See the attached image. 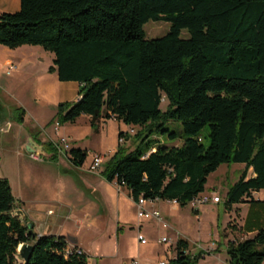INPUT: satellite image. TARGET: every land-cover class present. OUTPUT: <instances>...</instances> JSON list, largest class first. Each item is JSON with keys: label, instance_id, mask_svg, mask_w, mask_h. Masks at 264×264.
I'll use <instances>...</instances> for the list:
<instances>
[{"label": "trees", "instance_id": "16d2710c", "mask_svg": "<svg viewBox=\"0 0 264 264\" xmlns=\"http://www.w3.org/2000/svg\"><path fill=\"white\" fill-rule=\"evenodd\" d=\"M148 20L169 28L148 37ZM0 44H39L54 54L49 71L79 82V97L59 101L48 124L87 115L92 127L100 118L140 127L118 139L144 147L118 143L99 174L126 187L133 201L143 196L184 207L221 164L244 167L227 188L226 209L257 201L251 193L264 189V0H19L18 9L0 12ZM24 113L16 108L17 122ZM170 122L182 126L180 145L172 144L177 133ZM205 126L208 145L199 137ZM41 144V158L56 161L55 144ZM85 158V149H70L76 167ZM15 203L0 176V264H17L18 246L30 240L27 264H88L85 253L66 256L63 235L32 238L28 223L12 213ZM188 247L179 238L170 264H197L200 254ZM226 253L229 264H263L264 228L228 241Z\"/></svg>", "mask_w": 264, "mask_h": 264}, {"label": "rangeland", "instance_id": "374dc122", "mask_svg": "<svg viewBox=\"0 0 264 264\" xmlns=\"http://www.w3.org/2000/svg\"><path fill=\"white\" fill-rule=\"evenodd\" d=\"M11 5L12 2L9 0H0V12L18 9L19 2L16 7H11ZM143 27L146 36L155 37L168 30L169 22L148 20ZM182 34L187 35V32L183 30ZM13 56L28 60L30 63L27 66H32L30 68L34 67L37 71L45 66L54 54L39 44H22L18 46ZM31 76L32 74L26 73L23 69L20 72H17V69L10 73L5 71L0 75V99H2L4 110L8 114L11 111L13 116L16 106L21 105L26 108L28 117L33 119L34 124H44L54 114L55 107L43 97L39 96L38 99H35ZM65 83L63 90L65 99H74L80 86L75 80ZM166 103L167 99L163 97L160 103L162 110H164ZM30 111L33 115L29 114ZM86 116H79L74 123L61 124L66 126L65 130L60 129L57 132L50 129L54 125L48 126L47 123L46 130L52 134L48 135L43 132L40 136L43 141L51 140V138L57 140L58 135L66 133L68 138H71L69 139L71 140V147L74 145L86 147V158L80 167L70 163L68 154L61 161L62 165L44 158L33 160L26 150L25 144L21 147L16 140L10 141V134H12L14 127L12 131L7 133L0 132V173L11 181L13 194L25 202V204L20 201L15 203L12 213L25 223L32 222V229L37 235H42V232L51 233L55 231V227L58 226L57 223L61 220L59 214L63 215L64 223L60 222V225L64 226L63 232L78 235L79 240L90 248L91 252L88 254L91 264H122L120 256L123 258L131 257L130 261L133 259L141 262L142 260L145 264L157 263V259L166 252L170 253V256H174L175 250L170 248V243L175 244L174 234L176 231L189 240L192 251L198 252L200 247L207 250L208 247H213V251L205 252L204 257L197 260V264H226V261L223 260L228 255L222 248L227 243V239L236 237V231L234 230L235 225L232 226V221L226 220L221 211L225 208V190L238 179L244 168L243 165L239 163L221 164L216 171L209 174L206 192L215 191L216 193L210 199L213 200L214 196H218L220 198L219 204L212 205L207 202L202 204L197 211L196 208L199 207L197 203L189 202L184 207L174 209L172 205L175 204L166 200H157L155 206L170 226L165 228L161 222L152 218L138 220L133 200L126 194V187L122 189V186L115 181L111 182V187H107L108 183L100 177L101 183L96 184L98 191H91L90 188L81 183L79 175L95 176L100 174L104 168L103 164L98 173L88 172L85 168L91 163L94 154H105L104 161H106L115 151L118 143L132 149L144 147V143L137 139L126 141L124 135L118 139L119 132L131 136L140 127L100 118L98 120L100 128L98 129V126L92 127L90 125L91 117ZM167 126L177 133L172 144H182L185 134L180 123L170 122ZM207 134L208 127L205 126L199 132V137L205 145L209 143ZM152 138H156V136L149 137V139ZM8 145L14 148L13 152L11 149L10 151L6 149ZM60 171L62 177L58 179L57 174ZM75 186L80 189L75 191ZM115 190L118 192L121 190L119 206L121 205L120 209L125 213L124 221L119 223L116 220ZM58 191H64L67 198L66 205L59 204L60 208L53 209L51 215H47L46 219L40 221V226L36 229L32 220L35 211L30 205H37L34 201L51 200ZM262 195L264 196V189H261L258 196ZM177 206L179 207V205ZM235 212L234 209L233 213ZM139 234L145 238L146 243L138 242ZM163 235H166L168 242L159 241ZM28 243H32V240ZM138 252H140L141 260L138 258ZM16 259L17 264H22L17 256Z\"/></svg>", "mask_w": 264, "mask_h": 264}, {"label": "crops", "instance_id": "0c3cea01", "mask_svg": "<svg viewBox=\"0 0 264 264\" xmlns=\"http://www.w3.org/2000/svg\"><path fill=\"white\" fill-rule=\"evenodd\" d=\"M9 1L12 2L11 7H16L18 2H19V0H9ZM19 46H21V45H19ZM17 49H18V46L12 48V47H8V46H6L4 44H0V55H1L0 56V75L5 73V71H6V73H8L7 70H6V64L8 62H13L14 64H16V67H15L14 70L17 69V72H20L23 69V70L26 71V73L32 74L31 81H32V85H33L32 89L34 91L33 95L36 97L35 99H38L39 96L45 98L47 101H49V104H51L53 107H55V111H54V114H52V116L46 122H44V124H39V123H37V124L35 123L34 124L32 122L33 119H30L28 117V112H27L26 108L21 106V105L16 106V108L22 107L23 110L25 111L24 115L22 116L23 120L20 123V122H17V116L15 115L16 114V108H15V113L13 114V116H12V112L11 111L8 114V112H6L4 110V106L2 104L3 102L1 101L2 99H0V132L7 133L8 131H12V128L14 127L12 134H10V139H11L10 141H12V140L15 141L16 140L17 143L21 147H22L23 144H25V148H26V146H27V144L29 142L28 140H29V138H31L32 141L34 142V146L29 148V149L26 148V150L29 153L31 151H38L39 153H42L43 150H42L41 142H47V141L41 140L40 136L43 134V132H46L48 135L52 134V133H48V131L46 130V124L49 123V121L55 115L56 106H57L58 102L59 101H63V100H75V99H77L79 97V95H78V92H77V95L75 96L74 99H65V95L63 93L64 85L66 84L65 82L72 81V80H59L55 71H49L48 70V67L52 64L53 57H51V60L48 61V63L45 66L39 68L36 71V69L34 67L30 68L32 66H27L30 63L28 60L23 59V58H17L16 56H13L14 52ZM4 55H5V57H4ZM76 83H77L78 86H80L78 81H76ZM0 97H1V95H0ZM29 114L33 115L32 111H30ZM86 117H88V116H86ZM106 120H114V119H106ZM54 124L50 123V124H47V125L48 126L49 125L53 126ZM65 127H66L65 125H61V126L58 125V130H60V129L65 130L64 129ZM99 128H100V125L98 124V129ZM50 129L53 131L54 130V126L50 127ZM59 136H65V137L68 138L66 133H63V135H58V137ZM69 139H71V138L69 137ZM72 139H73V137H72ZM23 140H24V142H23ZM48 141H52L54 144L56 142V140L53 139V138H51V140H48ZM73 147L86 149V147H79V146H76V145H74ZM6 149L8 151H10V149H11V152L14 151V148L12 146H9V145L6 147ZM64 158H65L64 156L58 154L57 160L53 161V162L57 163V164L60 163V165H62L61 161H63ZM33 160H36V159H33ZM248 175L249 176L252 175L251 169L248 170ZM0 176L1 177H5L1 173H0ZM57 177H58V179H60L62 177L61 176V171H60L59 174H57ZM100 177L101 176L99 174H97L95 176H87V175H84V174L83 175H79V179H80L81 183L85 187L90 188L91 191H96L98 189V187H96V184L97 183L98 184L101 183ZM5 178H7V177H5ZM9 182H10V185H11V188H12L11 181L9 180ZM107 183H108L107 187H111L112 183L111 182H107ZM123 188H124V186H122V189ZM77 189H80V188L75 186L74 190L76 191ZM120 191L119 192L116 191V203H117L116 204V208H117L116 209L117 210L116 220L118 221V223L124 221V216H125V213L122 212V210L120 209L121 205L119 206L120 201H121V198L119 196ZM226 191H227V189L225 190V193H226ZM260 191L261 190L253 191L251 193L252 198L254 200H257V201L250 202L249 199H245L246 201H244L242 203L233 204L232 207L229 210H226L225 208H223V210L221 211L222 212L221 213L222 216L226 217V220L232 221V226L235 225L234 226L235 227L234 230L236 231V237H232L229 240L227 239L226 242L231 241V240H242V239H245V238L253 237L257 233V231L259 229L264 228V196L263 195L260 196V197L258 196ZM12 193H13V191H12ZM215 193H216L215 191H212L211 193H207L206 192V184H205V190L202 192L201 195L207 197V199H208L207 202H209L212 205H214V204H219V201L218 202H214L213 200L210 199V197L213 194H215ZM126 194H128V196H130L128 189L126 191ZM13 196H14V198L16 200V203L18 201H20L21 203L25 204L24 201H21L20 199H18L14 194H13ZM66 199L67 198L65 196L64 191H58L57 195H55V197L51 198V200H48V201H34V203H37V205H35V206L34 205H30V207H32V209L35 211V214L32 216L33 217L32 220H33V222L35 224V228L36 229L39 228V226H40L39 222L44 220V219H46L47 215H51L50 213L53 212V209L55 210L57 208H60L58 206L59 204L60 205H62V204L66 205L65 204ZM157 200H159V199L147 201L145 203V206L148 209H150V210H158L159 211V209L156 208V206H155ZM201 205L198 208H196L197 211L200 209ZM133 206L135 207L134 201H133ZM172 207L174 209L180 208V206L178 207L177 205H172ZM232 209L233 210L235 209L236 212L233 213ZM226 212H227V214H226ZM160 214H161V212H160ZM217 214H218V212H217ZM59 217L61 218V220L57 223L58 226L55 227V231H53L51 233L42 232V234L63 235L66 238H68L72 243H74V244L78 245L79 247H81L86 252V254H88V252H91L90 248L85 246L79 240L78 235H72V234H69V233L65 234L63 232L62 228L64 226L60 225V222L64 223V219H62L63 215L59 214ZM162 219L168 223V221L165 218L162 217ZM138 220H141V219L138 218ZM168 225H169V223H168ZM60 226H61V228H60ZM46 227H47V225H46ZM140 227H141V225H140ZM68 236H70V237H68ZM163 236L166 237V235H163ZM174 237H175V243H176V241L179 238H182V239H185L186 241H188V243H189L188 252L190 254H192V255H199L200 254L201 257H204V253L205 252L208 253L209 251L210 252L213 251V247L212 246L208 247L209 248L208 250L205 249V248L200 247L198 252L196 250L192 251L193 249H191V245H190L189 240L187 238H185L184 236L180 235V232L176 231V233L174 234ZM137 240H138V237H137ZM138 242H139V240H138ZM226 244H224L223 248H222V250L224 252H226V250H225L226 249ZM174 246H175V244L173 245L172 243H170V248L171 249L175 250ZM118 250H119V247H118ZM175 255H176V252H175L174 256H170V253L168 254L166 252V254L161 255L157 259V261L159 259H162V258H167V259L174 258ZM140 257H141L140 256V252H138V258L141 260ZM120 258L122 259V264H130L131 257L123 258V256L122 257L120 256ZM223 261L224 262L226 261V264H229L228 263V256L226 258H224ZM141 262H142V260H141ZM141 262L139 261L138 264H145V263H143V262L141 263ZM89 264H91L90 261H89ZM153 264H156V262L153 263ZM263 264H264V261H263Z\"/></svg>", "mask_w": 264, "mask_h": 264}, {"label": "built area", "instance_id": "2783aa9c", "mask_svg": "<svg viewBox=\"0 0 264 264\" xmlns=\"http://www.w3.org/2000/svg\"><path fill=\"white\" fill-rule=\"evenodd\" d=\"M15 67H16V64H14L13 62H8L6 64V70L8 73L13 71L15 69ZM54 130H55V132H57V130H58V124L57 123L54 124ZM55 146L57 148L58 154L62 155V156H66L67 154L69 155V151L72 148L70 145L69 138H67L65 136H59L55 142ZM29 155L33 159L41 160V155L38 151H31L29 153ZM104 160H105V154H99V153L94 154L91 163L86 168L87 171L91 172V173H98L100 168H101V165L104 162ZM207 200L208 199L205 196H198L195 199H193L191 202L197 203V205L200 206L201 204L206 203ZM147 201H151V200H146L143 196H139V198L136 201H134L135 207H136L137 217L139 219H143V218L150 219V218H152V219H155V220L161 222L163 227H165V228L169 227L168 223L162 219L161 214L158 210H150L145 206V203ZM167 201L170 203H173L175 205H178L176 200H167ZM213 201L218 202V201H220V198L218 196H214ZM138 240L140 243H146L145 238L141 234L138 235ZM66 241H67V247H66V251H65L66 256H68L72 253H75V254L85 253L86 254V252L81 247L72 243L68 238H66ZM159 241L166 243V242H168V238L163 236V237H161V239ZM86 255H87V260H88V264H89V255L88 254H86ZM130 264H138V261L132 259L130 261ZM156 264H170V261L167 258H162V259H159Z\"/></svg>", "mask_w": 264, "mask_h": 264}, {"label": "water", "instance_id": "95a60500", "mask_svg": "<svg viewBox=\"0 0 264 264\" xmlns=\"http://www.w3.org/2000/svg\"><path fill=\"white\" fill-rule=\"evenodd\" d=\"M28 144L26 146L27 149L31 148L34 146V142L32 141L31 138H29L28 140ZM29 225V232L31 233V237H35V232L32 229V223H28ZM33 251V244L32 243H22L18 246L17 248V258L20 259L22 261V264H27L30 257H31V253Z\"/></svg>", "mask_w": 264, "mask_h": 264}]
</instances>
